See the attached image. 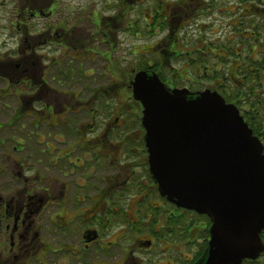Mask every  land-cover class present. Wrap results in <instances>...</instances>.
Segmentation results:
<instances>
[{
	"label": "flooded vegetation",
	"instance_id": "1",
	"mask_svg": "<svg viewBox=\"0 0 264 264\" xmlns=\"http://www.w3.org/2000/svg\"><path fill=\"white\" fill-rule=\"evenodd\" d=\"M0 12V264H202L208 225L160 194L132 85L143 72L204 90L196 76L177 86L176 64L210 69L225 92L232 39L205 52L198 38L217 35V16L225 36L263 38L264 0H0ZM194 23L197 41L184 37Z\"/></svg>",
	"mask_w": 264,
	"mask_h": 264
},
{
	"label": "water",
	"instance_id": "2",
	"mask_svg": "<svg viewBox=\"0 0 264 264\" xmlns=\"http://www.w3.org/2000/svg\"><path fill=\"white\" fill-rule=\"evenodd\" d=\"M143 105L150 173L179 207L209 216L203 264H242L264 251L263 147L237 109L210 91L170 92L140 73L133 85Z\"/></svg>",
	"mask_w": 264,
	"mask_h": 264
},
{
	"label": "rangeland",
	"instance_id": "3",
	"mask_svg": "<svg viewBox=\"0 0 264 264\" xmlns=\"http://www.w3.org/2000/svg\"><path fill=\"white\" fill-rule=\"evenodd\" d=\"M257 6L255 4H253V9L256 8ZM261 8L257 9V12L259 14H261L260 12ZM3 13L0 12V25H3L4 22L3 20ZM262 15V14H261ZM256 21L258 20V18L256 19H252V21ZM204 23H209L210 21L208 20H203ZM214 27H212V32L216 33L217 35H213L210 33H206L205 36L203 38H198L197 41V27H195V23L189 27V31L184 35V37L186 39L192 40V41H197V42H201L204 41V46L205 48V52H208L209 48H214V47H219L222 46L223 44H225L227 46V42L226 39H232V41L230 42V46L233 48L232 53L234 56V60L233 61H228L227 63L228 66L226 68H222L221 66H219L218 69V73L221 75V78H228L229 80H224L223 83L226 84V90L225 92L220 91L219 93L227 98V95L230 93H235L239 90H245L247 96H249L252 99H260L261 97H264V68H262L260 70L259 75L256 76H252L250 79H244L242 76V73L240 72V69L243 65L247 64V67L251 68L252 71H254L255 69L259 68V64L258 62L260 61V59L264 57L263 55V50H264V37H258V36H252V35H244L243 37L240 36H225V35H229L230 32L228 31V28H226V21H228V18H224V17H219L217 16L214 20ZM247 26L244 28L246 29ZM220 30H222V32H220ZM254 37L255 40H251L249 38ZM259 39V41H258ZM209 40L213 43H215V45H208ZM250 42L251 45L244 49V45L238 44L237 42ZM200 43L198 44V48L200 47ZM200 49L202 50V46L200 47ZM206 58V57H205ZM244 63V64H242ZM173 68V72L175 75V79L174 81H176V85L179 87H186V82L187 80H185V78L191 76H196L198 78L201 79L200 84H198V89H211V90H215L217 88V83L214 82L211 78V73L212 71L210 69H205V70H197L196 68H188L186 66L184 67H180L176 64L172 65ZM242 72L244 70H241ZM176 74L180 75L181 78L178 79L176 76ZM220 77V76H219ZM240 85L239 87H235V85ZM242 85V86H241ZM238 88V89H236ZM230 92V93H229ZM257 101H264V100H257ZM262 112V111H261ZM264 113V112H262ZM260 123H264V119L260 117ZM135 130V129H133ZM128 139L130 140H135L136 139V135L135 134H128ZM262 141L264 144V134L262 135ZM205 220V219H204ZM204 222V221H203ZM205 223V222H204ZM204 232L200 233L197 230H194L193 233L191 235H189L192 239L196 237V234H199L198 239L201 238H205V229H207L206 226H204Z\"/></svg>",
	"mask_w": 264,
	"mask_h": 264
},
{
	"label": "trees",
	"instance_id": "4",
	"mask_svg": "<svg viewBox=\"0 0 264 264\" xmlns=\"http://www.w3.org/2000/svg\"><path fill=\"white\" fill-rule=\"evenodd\" d=\"M251 40L254 41L255 38H251ZM246 104L250 106V112H248L249 115H246L245 120L250 124L254 134L262 138L264 134V123H260V117L264 119V113H262L264 112V101L249 100ZM251 104L253 105L252 109ZM262 238L264 239V232Z\"/></svg>",
	"mask_w": 264,
	"mask_h": 264
}]
</instances>
